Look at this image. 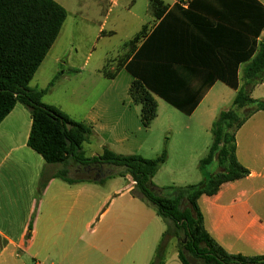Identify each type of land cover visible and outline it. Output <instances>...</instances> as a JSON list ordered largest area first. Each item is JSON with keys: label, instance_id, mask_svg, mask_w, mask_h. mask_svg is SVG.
Here are the masks:
<instances>
[{"label": "crops", "instance_id": "1", "mask_svg": "<svg viewBox=\"0 0 264 264\" xmlns=\"http://www.w3.org/2000/svg\"><path fill=\"white\" fill-rule=\"evenodd\" d=\"M52 1L66 11V20L30 87L45 91L44 104L92 129L82 144L84 155L99 156L110 148L152 159L167 145L168 160L154 184L202 182L199 163L212 146L213 123L238 92L222 79L244 86L264 30L255 40L241 15L209 0L193 9V0H159L161 18L152 0ZM257 1L264 8V0ZM142 6L144 15L139 13ZM175 6L179 9L174 11ZM158 27L160 61L176 67L186 92L206 93L191 116L154 96L157 118L152 125L159 118L160 100L187 117L181 133L172 132L162 141L153 140L152 127L142 125L141 107L130 97L134 78L125 68ZM126 28L129 33L114 50L107 41ZM144 29L145 38L131 47ZM75 31L86 38L74 37ZM106 71L115 77H106ZM251 95L264 100V81ZM32 123L30 111L17 104L0 124V264H152L167 226L132 195L131 176L101 183L57 178L64 166L47 164L28 146ZM236 156L250 174L223 184L214 196L200 197L204 227L231 255L264 256V111L253 114L237 132ZM76 172L82 170L77 167ZM164 264L182 263L174 255Z\"/></svg>", "mask_w": 264, "mask_h": 264}, {"label": "trees", "instance_id": "2", "mask_svg": "<svg viewBox=\"0 0 264 264\" xmlns=\"http://www.w3.org/2000/svg\"><path fill=\"white\" fill-rule=\"evenodd\" d=\"M203 1L206 0H193L190 9ZM209 1L231 9L233 15H241L255 40L264 30V8L257 0ZM152 7L156 9L157 18H161L162 3L152 0ZM177 8L175 6L172 10ZM65 20L66 11L52 0H0V124L17 104L25 106L33 121L28 146L42 156L47 164L63 165L64 168L56 174L63 181L101 183L116 177L131 176L135 182L132 195L153 208L167 226L152 264L165 263L168 236L179 239L178 258L182 264H264V256L244 257L225 251L206 231L204 216L198 204L203 195L214 196L223 184L246 178L250 174L237 159L236 134L253 114L264 111V100L254 99L251 95V90L264 81V43L248 65L242 88H239L236 79L234 83L222 79L238 92L231 105L222 110L213 123L212 146L207 157L199 163L204 175L202 182L183 187H158L153 179L168 160L167 145L160 156L152 159L117 154L110 148H106L102 155L86 157L82 152V144L89 140L92 129L73 121L56 107L44 104L42 99L45 91L30 87ZM160 33L161 28L155 29L125 66L134 78L130 97L141 107V122L145 128H150L157 118L154 96L191 116L206 95L186 92L185 79L176 76V67L160 61ZM141 38H145V29L131 47ZM105 75L108 78L115 77V74L107 71ZM242 109L245 112L239 116ZM216 162L222 171L211 174L208 169ZM77 167L81 170L89 168V171L77 173ZM102 169L106 173L105 177L97 178ZM45 183L43 174L42 190Z\"/></svg>", "mask_w": 264, "mask_h": 264}, {"label": "rangeland", "instance_id": "3", "mask_svg": "<svg viewBox=\"0 0 264 264\" xmlns=\"http://www.w3.org/2000/svg\"><path fill=\"white\" fill-rule=\"evenodd\" d=\"M140 7V5L138 6ZM139 13H142V15L145 14V6H142L141 8H139ZM130 31V28H126L123 32L119 31V34L113 38H111V40L107 41V42H111L110 46H112V48H114V50H117L119 48V46H117V44H121L124 40V36L126 34H128ZM69 35L72 33H68ZM74 37L77 38H86V35H84V33L80 32V31H75L74 33ZM50 74V73H49ZM49 74H47L46 76L48 77ZM122 80V77L119 79V81ZM245 112V109L240 110L239 112V116H241L243 113ZM159 118L157 120V122H155L151 127H152V136H153V140H160L162 141L165 137L167 138L168 136H170L172 134V132L174 133H181L182 132V127L183 124L185 123V121L187 120V117L184 116L183 114H181L180 112H178L177 110H175L174 108H172L171 106H169L168 104H166L165 102H163L162 100H160V108H159ZM91 150L92 148L89 146L85 147V151L87 154H91ZM222 169L221 167L218 165V163H214L212 166H210L209 168V172L211 174H216L221 172ZM179 239L175 238V237H169L167 238V246L164 252L165 255V260L169 259L170 257L174 256V255H178V251L180 248V244H179Z\"/></svg>", "mask_w": 264, "mask_h": 264}, {"label": "water", "instance_id": "4", "mask_svg": "<svg viewBox=\"0 0 264 264\" xmlns=\"http://www.w3.org/2000/svg\"><path fill=\"white\" fill-rule=\"evenodd\" d=\"M67 127H68V129H70V126L69 125ZM78 170L80 171V167H78ZM82 171H89V168H84V169H82ZM105 175H106V173L104 174L103 173V169H102V170H100V174L97 175V178H99V177H105Z\"/></svg>", "mask_w": 264, "mask_h": 264}]
</instances>
